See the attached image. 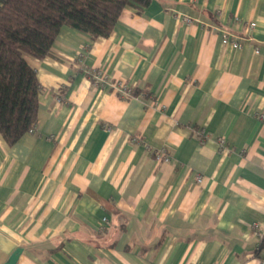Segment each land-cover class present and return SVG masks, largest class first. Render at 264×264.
I'll list each match as a JSON object with an SVG mask.
<instances>
[{"label": "crops", "instance_id": "0c3cea01", "mask_svg": "<svg viewBox=\"0 0 264 264\" xmlns=\"http://www.w3.org/2000/svg\"><path fill=\"white\" fill-rule=\"evenodd\" d=\"M27 61L39 123L0 134V264H263L264 0H151Z\"/></svg>", "mask_w": 264, "mask_h": 264}, {"label": "trees", "instance_id": "16d2710c", "mask_svg": "<svg viewBox=\"0 0 264 264\" xmlns=\"http://www.w3.org/2000/svg\"><path fill=\"white\" fill-rule=\"evenodd\" d=\"M151 0H0V134L14 145L39 123L42 87L27 61L53 54L64 27L108 38L126 7L142 11ZM130 94L139 96L138 90ZM264 248V241L262 242Z\"/></svg>", "mask_w": 264, "mask_h": 264}, {"label": "built area", "instance_id": "2783aa9c", "mask_svg": "<svg viewBox=\"0 0 264 264\" xmlns=\"http://www.w3.org/2000/svg\"><path fill=\"white\" fill-rule=\"evenodd\" d=\"M184 21L186 23H190L191 22V19L189 18H185ZM255 23H251L250 24V27H255ZM222 42L226 45H232L234 48L236 49H240L242 47V44L239 43L236 38L230 36V35H226L224 33H222ZM91 76L96 80V81H105L103 78H102V75L100 73H95V74H91ZM118 88V90L122 93H124L125 95H130V89H128L125 85H118L116 86ZM256 118L260 121H262L264 123V113L263 112H259L256 114ZM34 130L30 131V132H33ZM157 159L160 160V161H169L170 160V156L168 154V152L163 149L162 151H160L157 155ZM203 182V177H198V183L199 184H202ZM252 227L254 229H258L259 228V225L257 223H253ZM263 264H264V260H263Z\"/></svg>", "mask_w": 264, "mask_h": 264}, {"label": "water", "instance_id": "95a60500", "mask_svg": "<svg viewBox=\"0 0 264 264\" xmlns=\"http://www.w3.org/2000/svg\"><path fill=\"white\" fill-rule=\"evenodd\" d=\"M22 252V248L16 249V251L10 256L9 260L4 264H17Z\"/></svg>", "mask_w": 264, "mask_h": 264}]
</instances>
